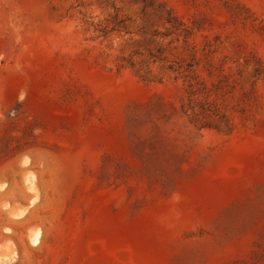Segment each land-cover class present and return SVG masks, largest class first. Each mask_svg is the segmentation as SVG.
I'll return each mask as SVG.
<instances>
[{
  "label": "rangeland",
  "instance_id": "rangeland-1",
  "mask_svg": "<svg viewBox=\"0 0 264 264\" xmlns=\"http://www.w3.org/2000/svg\"><path fill=\"white\" fill-rule=\"evenodd\" d=\"M0 264H264V0H0Z\"/></svg>",
  "mask_w": 264,
  "mask_h": 264
},
{
  "label": "bare ground",
  "instance_id": "bare-ground-1",
  "mask_svg": "<svg viewBox=\"0 0 264 264\" xmlns=\"http://www.w3.org/2000/svg\"><path fill=\"white\" fill-rule=\"evenodd\" d=\"M25 160V159H24ZM24 163V162H23ZM25 166V165H24ZM27 174V173H26ZM3 186V185H2ZM28 189H29V187H28ZM27 189V190H28ZM33 205V204H32ZM15 206V205H14ZM19 207V206H18ZM10 209V208H9ZM17 212H18V209H17ZM24 212V211H23ZM14 214H15V212H14ZM23 215V214H22ZM21 215V216H22ZM11 217V216H10ZM19 219H21V218H19ZM17 221V220H16ZM37 235V234H36ZM36 237V239H37V236H35ZM4 240H7V239H4ZM33 241V240H32ZM12 245V244H11ZM10 248V247H9ZM15 250V249H14ZM9 253V252H8ZM10 256H12V254L10 255ZM9 258V257H8ZM10 259V258H9Z\"/></svg>",
  "mask_w": 264,
  "mask_h": 264
}]
</instances>
